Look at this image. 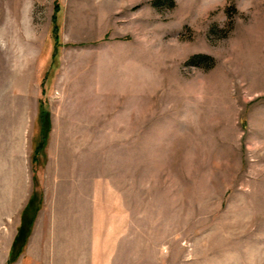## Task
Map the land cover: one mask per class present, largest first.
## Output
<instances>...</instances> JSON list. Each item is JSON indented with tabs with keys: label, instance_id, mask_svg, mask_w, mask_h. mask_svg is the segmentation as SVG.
<instances>
[{
	"label": "rangeland",
	"instance_id": "obj_1",
	"mask_svg": "<svg viewBox=\"0 0 264 264\" xmlns=\"http://www.w3.org/2000/svg\"><path fill=\"white\" fill-rule=\"evenodd\" d=\"M20 263L264 264V0H0Z\"/></svg>",
	"mask_w": 264,
	"mask_h": 264
},
{
	"label": "trees",
	"instance_id": "obj_2",
	"mask_svg": "<svg viewBox=\"0 0 264 264\" xmlns=\"http://www.w3.org/2000/svg\"><path fill=\"white\" fill-rule=\"evenodd\" d=\"M59 13H60V5H58V3H57V5L55 6L53 18H52V21L54 22V26H55L54 38L56 41L58 40V35L56 32H58V26H59V24L57 23V21L59 20ZM19 236H18V238H19V241H21V245L19 246L18 250L20 252L22 250L23 246L26 245L27 236L26 237L24 235L22 237H19Z\"/></svg>",
	"mask_w": 264,
	"mask_h": 264
},
{
	"label": "crops",
	"instance_id": "obj_3",
	"mask_svg": "<svg viewBox=\"0 0 264 264\" xmlns=\"http://www.w3.org/2000/svg\"><path fill=\"white\" fill-rule=\"evenodd\" d=\"M49 247V246H48ZM52 251H55V248H53V246H52ZM49 252H50V250H49ZM21 264V263H20Z\"/></svg>",
	"mask_w": 264,
	"mask_h": 264
}]
</instances>
